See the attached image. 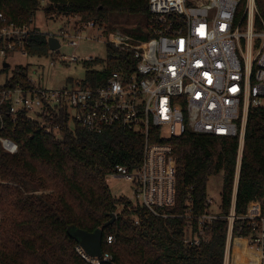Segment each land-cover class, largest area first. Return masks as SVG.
<instances>
[{"label": "trees", "instance_id": "1", "mask_svg": "<svg viewBox=\"0 0 264 264\" xmlns=\"http://www.w3.org/2000/svg\"><path fill=\"white\" fill-rule=\"evenodd\" d=\"M42 1L0 0V14L6 20L0 19V26L32 23ZM255 2L258 28L259 16L264 18V0ZM246 4L247 0H241L239 16L244 15ZM44 10L47 15L73 14L81 23L95 25L108 22L112 13L145 14L147 27L150 19L149 0H48ZM135 30L139 37L153 36L141 23ZM24 47L29 55L47 56L48 35L34 27ZM107 56L104 69L87 68L85 84L98 86L115 69L130 72L135 68L133 52L107 43ZM92 61L85 60L89 66ZM8 68L4 64L0 68L1 74H7L0 90L26 83L29 64L17 65L10 75ZM69 124L65 115H55L42 124L27 118L24 112L15 115L8 104L0 107V137L18 144V151L11 153L0 141V264H87L75 249L78 240L71 234L72 227L90 232L103 229L102 249L112 254V261L104 264L224 263L226 218L209 223L208 242L192 245L186 240L191 221L193 231L199 229L209 178L220 171L224 173L221 210L229 214L238 136L188 130L170 139L177 162V194L175 206L164 218L139 206L130 209L133 202L113 196L107 181L117 165L135 168L141 164L144 135L120 127L94 133L78 124L71 129ZM263 191L264 106H260L250 108L248 114L236 193L237 215L244 214L248 203ZM189 194L191 218L187 216ZM113 213L116 218L108 223ZM234 234H245L238 231V222ZM108 236L114 241L109 243ZM240 251L244 249L238 239L235 254Z\"/></svg>", "mask_w": 264, "mask_h": 264}, {"label": "built area", "instance_id": "2", "mask_svg": "<svg viewBox=\"0 0 264 264\" xmlns=\"http://www.w3.org/2000/svg\"><path fill=\"white\" fill-rule=\"evenodd\" d=\"M241 0H149L148 29L153 34L146 47L131 46L132 38L117 29L107 43L133 52V71L113 70L98 86L83 80L66 82L61 87L44 85V73L29 69L26 83L0 90V107L8 104L15 115L47 124L55 115H65L83 128L102 133L109 127L144 135L141 164L130 168L117 165L110 176L130 182L133 206L156 216L168 217L176 203L177 162L170 139L188 130L218 136H238L239 150L235 183L229 214L222 202L207 194L205 210L199 216V229L189 223L187 242H208L209 223L216 218L228 220L223 264H264V191L251 200L242 215L236 213V193L250 108L264 106V18L259 16L255 0H247L244 15L239 16ZM0 19L6 21L0 14ZM83 26H96L94 22ZM33 24L0 26V65L15 52L29 55L24 47ZM80 27L75 35L48 33L59 40L78 45ZM56 51V50H55ZM55 51L50 49V54ZM62 61L74 62L76 55H62ZM54 59L50 66L54 67ZM105 68V67H104ZM102 68V69H104ZM50 126L47 127L49 131ZM58 129V125L55 126ZM158 139V141L156 140ZM5 150L15 153L18 144L1 138ZM187 216L191 218L189 194ZM135 199V200H133ZM238 231L234 234L235 224ZM238 239H244L246 251L235 254ZM114 241L108 236V242ZM76 251L87 264L112 261V254L91 256L78 243ZM238 258L236 259V257Z\"/></svg>", "mask_w": 264, "mask_h": 264}, {"label": "rangeland", "instance_id": "3", "mask_svg": "<svg viewBox=\"0 0 264 264\" xmlns=\"http://www.w3.org/2000/svg\"><path fill=\"white\" fill-rule=\"evenodd\" d=\"M48 0H43L41 6L37 10L33 17L32 24L42 33L58 34L59 32L71 33L75 35L77 29L81 32V37L78 38V45L72 46L69 41L74 39L73 35L67 38L61 36V46L54 52L49 53L47 56H32L23 55L20 52H15L7 57V61L10 63L8 68V74H12L17 65H30L31 70H37L44 73V85L48 87H61L71 79L78 81L86 78L87 68L102 69L105 67L107 60V41L109 39V33H113L117 29L123 30L132 39L127 43L131 46H143L146 47L149 40L147 38L139 37L136 33V26L141 23L144 27V31H148L147 16L145 14H127V13H112L108 19V22L102 25L96 26H83L78 16L73 14H65L62 12H56L54 14H48L44 8ZM62 55H76L77 61L69 62L62 61L60 57ZM54 59L56 65L50 66V61ZM85 60H93L92 63L87 65ZM95 60H98L95 62ZM1 68V65H0ZM7 74L0 73V84L6 80ZM71 129H74V122L69 124ZM108 185L110 186L113 196L120 198H132L133 186L130 182L114 177L108 176ZM224 173H219L209 178L207 193L210 197L216 199L217 207L222 202ZM235 183V179H234ZM41 192V191H38ZM47 192V191H42ZM135 200V199H133ZM130 209H135V206H129ZM2 212L0 211V219L2 218ZM136 221L138 218L134 215ZM246 251L244 244L241 245ZM237 259V258H236ZM246 264V263H242Z\"/></svg>", "mask_w": 264, "mask_h": 264}, {"label": "water", "instance_id": "4", "mask_svg": "<svg viewBox=\"0 0 264 264\" xmlns=\"http://www.w3.org/2000/svg\"><path fill=\"white\" fill-rule=\"evenodd\" d=\"M141 29V27H139ZM49 48L53 51L57 50L60 46V40L55 36L48 37ZM8 62L4 63V67H9ZM116 218V214H112V219L108 223H112ZM71 234L78 240V243L85 249L91 256H101L102 242H103V229L98 228L95 231H87L81 228H70Z\"/></svg>", "mask_w": 264, "mask_h": 264}, {"label": "bare ground", "instance_id": "5", "mask_svg": "<svg viewBox=\"0 0 264 264\" xmlns=\"http://www.w3.org/2000/svg\"><path fill=\"white\" fill-rule=\"evenodd\" d=\"M245 240L244 239H239V243H240V245H242V244H244V246H245ZM246 248V247H245Z\"/></svg>", "mask_w": 264, "mask_h": 264}]
</instances>
